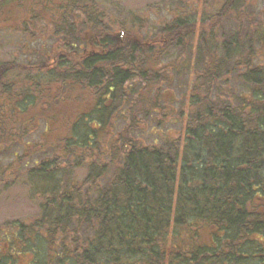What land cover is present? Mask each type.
I'll return each instance as SVG.
<instances>
[{
    "label": "trees",
    "instance_id": "trees-1",
    "mask_svg": "<svg viewBox=\"0 0 264 264\" xmlns=\"http://www.w3.org/2000/svg\"><path fill=\"white\" fill-rule=\"evenodd\" d=\"M188 1L0 0V264H264V0Z\"/></svg>",
    "mask_w": 264,
    "mask_h": 264
},
{
    "label": "rangeland",
    "instance_id": "rangeland-1",
    "mask_svg": "<svg viewBox=\"0 0 264 264\" xmlns=\"http://www.w3.org/2000/svg\"><path fill=\"white\" fill-rule=\"evenodd\" d=\"M175 1L176 0H115V3L117 2L116 5L123 8L124 11L134 10L135 12L144 14L151 10L153 18H157L163 16L166 11L165 8L172 7ZM183 1L189 2L188 0ZM157 14L158 16H155ZM7 39L8 36L4 37L3 35H0V60H13L18 56L19 60L25 63L40 61L41 57H39V54L41 53L40 51L44 49V46H38L42 44L41 39L30 41L28 52L23 51L25 40L16 45L12 41H7ZM188 85L190 86V81L186 72L179 75L171 85H165L164 87H166V89H174L178 93H181L188 89ZM169 125L170 124H167V127ZM172 127L177 129L175 126ZM44 129V121H41L37 132L34 133L35 135L30 138V140H26V142L29 144L32 143L35 138L38 139L40 133L44 131ZM17 149L22 152L23 147L19 146ZM19 154L22 155L23 153ZM15 158L16 157L13 156L12 153L11 155L5 154L4 158H1V164L5 166L8 163L14 162ZM17 172L19 174H24L25 170L19 168V171ZM85 173L86 171L83 168L76 170L77 176L84 177ZM30 197L29 188H27L22 180H18L14 183L11 182L8 189L0 187V224L10 220H26L37 216L39 213V206L36 202L30 199ZM21 264H28V260L23 261Z\"/></svg>",
    "mask_w": 264,
    "mask_h": 264
}]
</instances>
